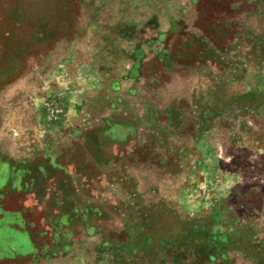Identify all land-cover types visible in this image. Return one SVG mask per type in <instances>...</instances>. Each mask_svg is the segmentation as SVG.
Instances as JSON below:
<instances>
[{
	"label": "rangeland",
	"instance_id": "rangeland-1",
	"mask_svg": "<svg viewBox=\"0 0 264 264\" xmlns=\"http://www.w3.org/2000/svg\"><path fill=\"white\" fill-rule=\"evenodd\" d=\"M0 264H264V0H0Z\"/></svg>",
	"mask_w": 264,
	"mask_h": 264
},
{
	"label": "crops",
	"instance_id": "crops-1",
	"mask_svg": "<svg viewBox=\"0 0 264 264\" xmlns=\"http://www.w3.org/2000/svg\"><path fill=\"white\" fill-rule=\"evenodd\" d=\"M57 181H59V180H57ZM56 183H58V182H56ZM54 190H56V191H59V193L58 194H60L61 192H63L62 190H63V188H54ZM61 190V191H60ZM24 205H22L21 206V208H19V209H16L15 211H17V212H19L20 213V216H24L22 213H23V211H24ZM77 211H78V209H76Z\"/></svg>",
	"mask_w": 264,
	"mask_h": 264
}]
</instances>
